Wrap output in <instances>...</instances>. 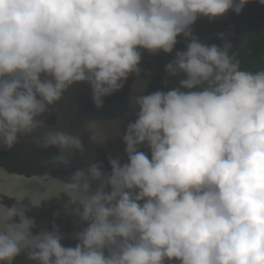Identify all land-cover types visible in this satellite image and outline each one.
<instances>
[{
    "label": "clouds",
    "instance_id": "obj_1",
    "mask_svg": "<svg viewBox=\"0 0 264 264\" xmlns=\"http://www.w3.org/2000/svg\"><path fill=\"white\" fill-rule=\"evenodd\" d=\"M248 3L0 0V152L30 138L62 150L49 163L69 165L64 150L83 155L80 133L49 127L53 113L42 117L65 92L76 97L77 113L85 110L84 83L102 109L129 77L146 75L145 52L172 54L162 83L175 81L134 97L135 118L120 134L124 162L90 136L110 171L97 159L70 178L32 175L56 180L66 214L85 225L74 246L62 243L72 229L54 222L33 234L21 202L41 200L21 191L13 205L2 201L0 264L20 256L25 264H264V68H242L224 33L220 45L206 44L192 27L202 17L238 15ZM178 37L184 48L174 51Z\"/></svg>",
    "mask_w": 264,
    "mask_h": 264
},
{
    "label": "trees",
    "instance_id": "obj_2",
    "mask_svg": "<svg viewBox=\"0 0 264 264\" xmlns=\"http://www.w3.org/2000/svg\"><path fill=\"white\" fill-rule=\"evenodd\" d=\"M193 32L202 42L206 44L220 45L222 41L217 37V33H224L225 38L230 40L234 46V51H239L241 67L247 70L256 71L264 68V5L258 0H249V3L237 15L231 10L224 16L209 20L199 18L194 23ZM175 50H183L184 42L182 37H178ZM243 41V47L240 45ZM172 54L163 52L157 55L143 54L140 66L142 73L148 75L149 82L144 90V94L158 89L168 90L173 87L175 81L168 84L167 88L162 83L164 76V64L171 60ZM130 77L124 83L123 88L107 97H104V107L96 109L92 99L90 88L81 95V103L85 110L92 116L101 120L115 119L122 116L129 106L128 92ZM135 117L128 118L126 124ZM49 122H54L51 117ZM123 127V129H124ZM145 150L146 149H141ZM60 153L54 147L48 149L39 148L30 138H24L11 150L0 152V167L7 173L22 174L26 177L38 175L43 179L48 178V170L55 164L49 163L51 156ZM104 155L105 160H107ZM77 241L73 238H65L62 243L65 246H74ZM14 264H25L23 256L17 257Z\"/></svg>",
    "mask_w": 264,
    "mask_h": 264
},
{
    "label": "rangeland",
    "instance_id": "obj_3",
    "mask_svg": "<svg viewBox=\"0 0 264 264\" xmlns=\"http://www.w3.org/2000/svg\"><path fill=\"white\" fill-rule=\"evenodd\" d=\"M132 76L133 77L130 78L131 87L128 92L130 105L126 114L109 121H98L92 118H88L87 120L88 114L83 113L80 117H77L76 121L74 122V126L71 129V131L73 132L77 128V131L80 132L83 127L89 126V135L95 138V140H97L101 145H103L105 150L107 152L112 153L114 157H120L121 162H124L126 160V154L124 153L125 145L122 142L120 134L122 133L125 121L128 118L135 116L134 112L131 110L134 97L137 94H140V92H143V89H145L147 83L149 82V77L147 75L140 74L139 77L134 75ZM68 90L71 89L69 88ZM60 109L63 115H68L70 110V104H64L61 106ZM58 120L59 122L62 121L61 115H59ZM66 152L67 155L71 152V150H66ZM1 181H3L4 184H0V188H2L3 191H7L9 194L14 196L21 191L25 192L26 185L32 187V189H37L39 186L38 178L36 176L35 178H31L30 180H26L21 176L3 178L0 179V182ZM35 232H33V234Z\"/></svg>",
    "mask_w": 264,
    "mask_h": 264
},
{
    "label": "flooded vegetation",
    "instance_id": "obj_4",
    "mask_svg": "<svg viewBox=\"0 0 264 264\" xmlns=\"http://www.w3.org/2000/svg\"><path fill=\"white\" fill-rule=\"evenodd\" d=\"M84 84H85L84 86H86V83H84ZM82 85H83V83H81V86ZM83 87L80 88L81 93L83 91L87 90V89H83ZM83 113L88 114L87 120H88V118L92 117L86 110H82V111L76 113L75 119L73 120V122L71 124V129L74 126V122L76 121L77 117L78 116L80 117L81 114H83ZM45 124H46V122H45ZM67 130L68 129H66V131ZM75 130H77V128ZM89 131H90V127L88 126V127H83L79 132L80 138H81L83 145H84L83 155H81L78 151H74V150L71 151L70 155L69 154L67 155V157L72 156L70 158V159H72V161L68 165V168H71V170L69 172V178H70L71 174L76 169L86 168L90 163L97 162V159L103 161V170L104 171H106V172L110 171V165L108 164V160H105L99 152H96L93 148L90 147V145H89V140H90L89 139V137H90ZM94 184H96V182L93 183V188L95 187ZM67 200H68V197L65 194H61L60 196L52 198V199L41 200V205L39 207H32L29 204V200L28 201H22V204L28 205V207H29V210L25 213V215L27 217L33 218L35 220L36 227H34L32 229V232H35V230L37 228L39 229L42 225L49 227L50 223L54 222L61 229H62V227L68 226V227L63 229L64 230L63 232H69L72 229L69 232V234L67 235L68 238H72L73 233L75 231H78L80 227H83L85 225L84 224H80V225L74 224L73 221L75 218L70 214H66L64 204ZM56 213H58V215H56ZM70 219H71V224L69 222ZM75 226L78 229H75ZM38 229L36 230V233H38ZM36 233H34V234H36Z\"/></svg>",
    "mask_w": 264,
    "mask_h": 264
},
{
    "label": "crops",
    "instance_id": "obj_5",
    "mask_svg": "<svg viewBox=\"0 0 264 264\" xmlns=\"http://www.w3.org/2000/svg\"><path fill=\"white\" fill-rule=\"evenodd\" d=\"M57 103H58V108L56 110H54V106H53V110L50 113H46L42 117V119L43 120L48 119L51 116V114L53 113L54 117H55V124L49 125V127L56 128L59 130L62 129L64 131H66V129H68L67 131L71 132V124H72L73 120L75 119V115H76L77 111L79 110V105H78V102L76 100V97L73 94H71L70 92H65L63 98L60 101H58ZM64 104H70V110H69L68 115H63L61 112L60 108ZM59 115L62 116L61 122H59V120H58ZM59 151H60V153H62V150H59ZM64 151H66V150H64ZM69 154H71V152ZM21 176L22 175H19V174L7 173L3 168L0 167V179L9 178V177H21ZM22 177L26 180H30L31 178H35V176H32V177L22 176ZM38 182H39V186L37 189H32V187H29L28 185L25 186L26 191L24 193L30 199H32L34 201L38 202L40 200H48V199H52V198L58 197L61 194H63V193L60 194L61 186L54 179L43 181V180H40L38 178ZM0 184L3 185L4 182L1 181ZM15 196L9 194L7 191H3L2 188H0V208H3L4 206H6L2 203V201L8 202L10 205H13L9 201L11 199H14ZM23 201H28V198L25 197V199Z\"/></svg>",
    "mask_w": 264,
    "mask_h": 264
},
{
    "label": "water",
    "instance_id": "obj_6",
    "mask_svg": "<svg viewBox=\"0 0 264 264\" xmlns=\"http://www.w3.org/2000/svg\"><path fill=\"white\" fill-rule=\"evenodd\" d=\"M86 88H87V86L83 87V89H86ZM71 161H72V159H70V162ZM70 170H71V168H68V165H64V164H61V163L58 162V163H56L55 166H53L52 168H50L48 170V178H54V179H61V178L64 179V177H68L69 178ZM71 219L69 220L70 224H71ZM42 227H44V225H42ZM66 227H68V226H66ZM66 227H62V230L64 228H66Z\"/></svg>",
    "mask_w": 264,
    "mask_h": 264
}]
</instances>
